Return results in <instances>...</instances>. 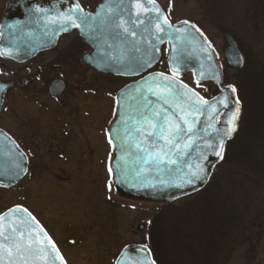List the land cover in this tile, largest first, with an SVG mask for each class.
I'll return each instance as SVG.
<instances>
[{
    "label": "water",
    "instance_id": "water-1",
    "mask_svg": "<svg viewBox=\"0 0 264 264\" xmlns=\"http://www.w3.org/2000/svg\"><path fill=\"white\" fill-rule=\"evenodd\" d=\"M109 2L110 0H101L93 11H89L84 10L78 0H8L4 4L0 17V55L7 58L26 59L37 51L55 44L61 33L76 29L92 48L91 52L82 57L84 64L91 65L98 72L112 73L116 76L137 77L144 74L137 80L124 85L115 96V117L108 131L114 147L113 158L110 162L114 192L120 198L150 204L171 203L195 194L209 183L215 168L224 158L226 144L235 137L238 131L242 105L237 93L231 91V85L224 83L212 46L208 52L201 51L202 46L207 48L210 44L204 36H200L194 29L182 25L181 22L175 24L170 22L174 27L167 30L170 33L168 35L155 33L154 27L147 25V21L145 25L134 28L137 33L135 37L124 34L121 29L114 27L102 9V6ZM111 3L113 7L116 4L122 5L117 10L124 18L127 19L130 15L135 17L136 10L132 7L134 0H111ZM76 4L80 5L82 11H72ZM156 4L165 14L160 4L158 2ZM146 6L151 7L147 3ZM67 15H72L79 27L72 26L70 21L65 23L63 17ZM190 25L194 24L190 23ZM145 26H148L150 31H144ZM180 27H185L188 31L181 33L174 30ZM156 35L162 36L163 42H159ZM224 39L226 42L223 50L225 63L233 70L242 69L245 58L235 39L230 34H225ZM152 44H155L159 50L152 48ZM164 44L167 45L168 73L159 71L146 73L159 61L161 47ZM209 52L211 53L210 58ZM173 67L179 68L176 76H173ZM159 73L187 85L189 89L202 97L204 96L178 76L190 73L196 83L197 80L199 83L210 82L215 86L217 93L209 98L204 97V99L215 103L227 97V105L215 103L217 109L215 113H212L208 107L201 106L199 114L189 117L194 121L193 131L177 143L180 145L188 143L189 137L192 143L186 149L172 148V152L175 153L173 158L177 160L176 165L164 163L159 167L144 165V169L150 170H145L138 175L137 170L141 168V163L137 156L141 154L134 146H128L125 129L131 131L134 119L139 118L138 112L143 103V96H147L153 105H162V101L148 91L150 85L156 84L153 77ZM9 86L10 83H0V104L4 90ZM186 100V97L180 96L163 107L178 120L180 113L176 105L186 107ZM237 106L239 113L234 121L235 131L231 133L230 138L224 137V131L230 127L228 121ZM181 126L187 127L182 122ZM131 134L135 137L139 136V133L132 132ZM221 138L224 139L222 159L215 154L217 150L215 145L219 144ZM153 139L149 138V143ZM163 143V141H157L158 145H163ZM209 143L214 147L208 148ZM170 147H165L164 151H168ZM196 165L204 168V179L195 180L189 184L186 180L190 166L191 170H195ZM0 184H10L9 176L0 178ZM16 208L25 209L15 206L2 212L0 216H6L5 223L9 219L23 218L25 224L22 227L27 228L29 222L24 212L10 213V209ZM35 220L44 233H47L39 221L36 218ZM31 226L36 227L35 223ZM47 236L50 237L48 233ZM148 254H150V259L154 260L147 245L127 244L120 250L113 264H135L137 261L143 264V261L149 258ZM60 255L62 256L61 253ZM32 264H44V261L34 256ZM55 264H60L59 260ZM64 264H67L65 260Z\"/></svg>",
    "mask_w": 264,
    "mask_h": 264
},
{
    "label": "rangeland",
    "instance_id": "rangeland-1",
    "mask_svg": "<svg viewBox=\"0 0 264 264\" xmlns=\"http://www.w3.org/2000/svg\"><path fill=\"white\" fill-rule=\"evenodd\" d=\"M6 1L0 0V15ZM79 1L87 9H93L101 0ZM157 1L172 23L187 20L199 28L213 48L223 78H228L230 81L235 79L234 70L227 66L224 61L223 50L226 47V42L225 33L219 30L220 19L214 20L209 16V13H205L201 0ZM225 15L228 17H224L222 22L225 24L227 21L237 23L229 13L225 12ZM241 17L240 15V19H242ZM229 27L230 29L236 28L232 24ZM253 33L254 31L250 32L251 35ZM250 34L246 38L243 35V38L246 43L251 45ZM74 46L81 47L83 45L75 34H70L60 42V49L55 53L47 54L45 59H55L60 55L61 50L69 52L70 47ZM166 55L167 50L164 49L161 56L163 64L160 62L156 69L166 67ZM45 59H41L43 61L42 66L47 63ZM71 62L73 63L69 67L63 69L64 77L69 79L70 89L66 95L62 112L69 124L74 122L76 125L77 120H79L83 130L85 126L91 129L100 128L108 115V109L111 107L110 94L113 93L114 95L127 80L122 77L102 76L86 68L78 69L76 68V61ZM9 68L7 63L0 61V78L7 77L5 75L9 72ZM45 72L50 74L52 71L49 69ZM46 73L43 78L48 77ZM180 78L204 97L208 98L216 93V88L212 83L203 82L197 85L190 73L183 74ZM90 85H92V89L97 91L96 96L84 94L85 90L90 89ZM75 98L77 101L73 100ZM85 99L88 100L85 101ZM69 104L72 105V111L69 110ZM36 107V105L33 106V108ZM113 109L114 111L116 109L115 103ZM36 128L41 130L39 127ZM95 137L99 139L100 136ZM96 141L99 142V140ZM60 164L64 169L63 171L72 172V166L67 161L60 162ZM219 165L215 170L218 169ZM224 168L222 166L219 170H224ZM259 171H262V168ZM82 172L83 175L78 176L80 180L75 186L59 185L50 182L45 177L35 176L32 193L33 212L41 218L40 220L36 216L39 221L47 226L48 233L53 237L55 245L67 264H113L125 245L146 244L148 223L158 211L160 204L141 203L120 198L115 194L114 189L107 188L108 182L101 180L98 176L89 175L86 170L82 169ZM257 177L261 176L255 178ZM244 179L246 178L244 177ZM251 184L256 186L254 182ZM225 186L226 184H222L210 195L217 200L216 203L237 205L239 198L234 196V193L231 194L234 197L232 199L228 198L227 195L224 196ZM255 188L257 192L253 188L248 191V196H256L253 202L261 204L264 201L260 196L264 195V190L258 189V186ZM254 225L259 227L255 223L251 226ZM260 227L261 229L252 230L249 235L238 232L240 234L238 240L232 245L234 247L233 252L230 258L226 259L225 264H256L258 261L260 264H264V224L262 223ZM258 232L263 233L262 237H259L258 252L249 261L248 257L252 256L253 253L251 239L258 236ZM176 256L171 257L176 258ZM200 256H202V251H195L194 255L185 254L179 259L182 260L180 261L181 264L183 262L184 264H191L189 263L191 259L195 261L201 258Z\"/></svg>",
    "mask_w": 264,
    "mask_h": 264
},
{
    "label": "trees",
    "instance_id": "trees-1",
    "mask_svg": "<svg viewBox=\"0 0 264 264\" xmlns=\"http://www.w3.org/2000/svg\"><path fill=\"white\" fill-rule=\"evenodd\" d=\"M201 2L205 13L214 20L220 19L219 30L231 34L244 55V67L234 70L235 79L224 78L225 83L236 89L242 105L241 118L235 137L226 144L223 161L206 187L177 202L160 204L148 223L146 245L156 264H181L179 257L194 255L195 251H202V256L188 261L191 264H225L238 240V232L249 235L264 224V202L257 204L253 202L256 196H248L253 188L257 192V186L264 190V0ZM225 12L237 23L222 22L228 17ZM231 24L236 28L230 29ZM248 33L251 45L243 38ZM222 166L224 170H219ZM222 184H226L224 196L232 199L234 193L239 198L237 205L216 203L210 195ZM260 198L264 201V195ZM253 223L259 227L251 226ZM259 232L252 238L258 240L257 245L263 235ZM175 255L176 258L171 257Z\"/></svg>",
    "mask_w": 264,
    "mask_h": 264
},
{
    "label": "flooded vegetation",
    "instance_id": "flooded-vegetation-1",
    "mask_svg": "<svg viewBox=\"0 0 264 264\" xmlns=\"http://www.w3.org/2000/svg\"><path fill=\"white\" fill-rule=\"evenodd\" d=\"M80 5L84 10L93 11L98 4L93 9H87L81 3ZM70 34H75L83 46L70 47L69 52L61 50L63 53L57 58L45 59L47 54L59 50L60 42ZM164 49L167 50L166 45L161 47V56ZM91 50L90 45L83 40L76 29H73L61 33L55 44L37 51L26 59L0 55V61L10 67L5 75L7 77L0 78V83H10V86L4 90L0 104V178L9 176L10 180V184H0V214L9 208L21 206L38 221L41 220L33 212L32 193L35 176L45 177L55 184L75 186L80 180L78 176L83 175V169L89 175L98 176L108 182L107 188L113 190V176L109 173V168L114 147L113 143H109L108 131L115 116L113 109L115 96L124 85L141 76L124 77L98 72L91 65L82 62V57ZM41 59L47 62L44 66L41 65L43 62ZM70 60L76 61L78 69L86 68L102 76L122 77L127 80L114 95L110 94L111 107L100 128L91 129L85 126L83 130L79 120L76 125L74 122L69 124L62 112L70 89L69 79L64 77L63 69L73 63ZM160 62L163 64L161 57L148 72L167 73V62L166 67L156 69ZM49 69L52 71L51 75L45 72ZM45 73L47 78H43ZM84 94L96 96L97 91L90 85V89L85 90ZM73 100L77 101V98ZM34 105L37 107L33 108ZM69 106V110L72 111V105ZM98 135L99 139L95 137ZM19 153H23V156L21 157ZM63 161H67L72 166V172L63 171L60 164ZM40 224L47 230V226L42 221ZM50 237L53 239L51 235ZM252 241L253 253L248 257L249 261L258 252V240L251 239V243ZM256 264H260V261Z\"/></svg>",
    "mask_w": 264,
    "mask_h": 264
},
{
    "label": "snow or ice",
    "instance_id": "snow-or-ice-1",
    "mask_svg": "<svg viewBox=\"0 0 264 264\" xmlns=\"http://www.w3.org/2000/svg\"><path fill=\"white\" fill-rule=\"evenodd\" d=\"M151 5V7H147ZM134 0L132 7L136 10L135 17L129 16V18H124L123 15L117 10L122 5L116 4L115 7L112 6L111 0L102 6L108 19H110L115 28L121 29L124 34L131 35L135 37L137 33L134 31L135 27H140L147 25L154 27L155 33H162L165 35L170 34L167 30L173 29V25L170 23L168 17L161 11L159 6L156 4L155 0ZM72 11H82L79 4L75 5ZM110 14V15H109ZM144 17L143 19L141 17ZM65 23L71 22L74 27H79L76 21L73 19L72 15H67L63 17ZM182 25L189 26L194 29L195 32L203 36L200 29L195 25H190V22L185 20L181 22ZM176 32H187L188 29L185 27L175 28ZM144 31H150L148 26L144 27ZM153 33V34H155ZM156 39L159 42H163V37L156 35ZM155 48V44L151 45ZM211 47L209 44L207 48L201 47V51L208 52ZM211 53L209 52V58ZM179 71L178 67L172 68L173 76H176ZM203 75V74H201ZM156 81L155 85H150L148 91L152 96L157 97L158 100L162 101V105H153L152 101L148 99L147 96H143V103L139 109V118L134 119L131 131L127 128L126 141L129 147L134 146L138 153L141 155L137 156L140 160L141 168L137 170V174H142L145 170L144 165H155L157 167L160 164L176 165L177 160L173 158L175 153L172 152V148L186 149L191 146V137H189L188 143L180 145L177 141L183 139V137L193 131L194 121L190 120L192 117L201 112V106L208 107L212 113L217 111L215 103H221L227 105V97L216 101L215 103L209 102L200 96L198 93L189 89L187 85L179 83L177 80L171 77L165 76L162 73L157 74L153 77ZM163 81V83L161 82ZM197 85H199V80H197ZM231 91L235 93L236 89L232 87ZM186 97V107L181 105H176L179 109V119L177 120L172 113H169L163 105L169 104L170 101H175L178 97ZM237 101V105H238ZM239 107L237 106L236 111L232 114L231 119L228 121L230 127L224 131L223 136L230 138L231 133L235 131L234 121L238 117ZM183 125L187 127H182ZM211 127V124H209ZM139 133L138 137L133 136L131 133ZM149 138H154L151 143H149ZM157 141H163V145H158ZM109 143H112L111 136H109ZM223 145L224 139L221 138L218 145H215L217 149L215 154L221 159L223 158ZM171 146L168 151H164L165 147ZM18 147V146H17ZM121 147H124L122 143ZM208 148H213L212 144H207ZM22 157L23 153H19ZM112 169L109 168V173ZM204 168L200 165H196L195 170H191L188 174L186 180L187 183L191 184L195 180L204 179ZM111 187V185L109 186ZM10 213L24 212L27 216L29 226L27 228L22 227L25 224L23 218H17L16 220L9 219L5 223L6 216H0V264H32L33 257H38L44 261V264H55L59 260L60 264H64V258L60 255L59 250L56 248L55 243L44 233L43 229L39 227L38 222H36L35 217L27 211V209H10ZM35 223L36 227L33 228L31 225ZM35 234V238H34ZM41 234H43L41 236ZM148 259L143 261V264H155L154 260L150 259V254ZM135 264H141L137 261Z\"/></svg>",
    "mask_w": 264,
    "mask_h": 264
}]
</instances>
